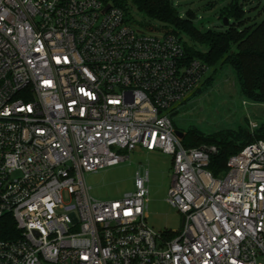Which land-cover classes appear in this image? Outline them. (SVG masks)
I'll list each match as a JSON object with an SVG mask.
<instances>
[{"label": "built area", "instance_id": "built-area-1", "mask_svg": "<svg viewBox=\"0 0 264 264\" xmlns=\"http://www.w3.org/2000/svg\"><path fill=\"white\" fill-rule=\"evenodd\" d=\"M138 24L104 0H0V264H264V140L215 176L217 145L184 146L173 118L209 67ZM137 147L173 156L182 230L149 225L148 171L90 195L84 174Z\"/></svg>", "mask_w": 264, "mask_h": 264}, {"label": "rangeland", "instance_id": "rangeland-1", "mask_svg": "<svg viewBox=\"0 0 264 264\" xmlns=\"http://www.w3.org/2000/svg\"><path fill=\"white\" fill-rule=\"evenodd\" d=\"M182 18L193 17L195 24L202 29H224L221 15L232 0H172ZM245 10L246 24L261 22L264 19V0H239ZM127 12L141 27L172 30L173 27L161 21L146 17L143 12L128 7ZM230 23H235L230 18ZM242 27V26H240ZM183 34L189 45L206 48ZM174 114L177 129L186 133L190 129L206 135L224 129L245 128L254 132L264 123V103L254 101L244 95L238 74L230 64H220L210 69L205 80L181 103ZM253 123L258 127L253 128ZM127 153L130 158L115 165L84 174L90 195L99 200L114 199L125 192L133 191L137 171L141 175L149 172L148 223L155 231H180L183 228L182 215L170 204L169 189L173 177V156L162 151H148L137 147Z\"/></svg>", "mask_w": 264, "mask_h": 264}, {"label": "trees", "instance_id": "trees-1", "mask_svg": "<svg viewBox=\"0 0 264 264\" xmlns=\"http://www.w3.org/2000/svg\"><path fill=\"white\" fill-rule=\"evenodd\" d=\"M121 7L127 15V8L133 7L150 18L169 24L171 32L181 36L188 35L202 50L184 39L189 57L198 58L209 69H216L220 64H230L238 74L242 92L248 98L264 103V19L261 22L246 24L245 10L239 0H232L225 8L221 18L235 19L224 29H202L195 24L194 18H182L172 0H104ZM242 26V27H240ZM159 29L160 28H154ZM264 140V123L250 132L239 127L224 129L206 135L195 129L188 130L182 138L186 147L202 144H215L218 152L212 157L209 169L215 176L227 170L229 157L239 152L247 144Z\"/></svg>", "mask_w": 264, "mask_h": 264}, {"label": "water", "instance_id": "water-1", "mask_svg": "<svg viewBox=\"0 0 264 264\" xmlns=\"http://www.w3.org/2000/svg\"><path fill=\"white\" fill-rule=\"evenodd\" d=\"M229 23H230V22H229V19H228L227 17H224V24H225V25H229ZM176 133H177V135H178L180 138H183V137H184V134H185L183 131H181V130H179V129L176 131Z\"/></svg>", "mask_w": 264, "mask_h": 264}]
</instances>
